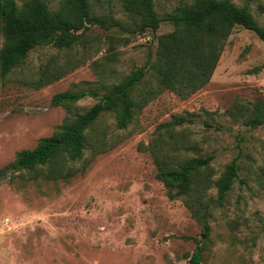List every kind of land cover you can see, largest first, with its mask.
<instances>
[{
    "label": "rangeland",
    "instance_id": "374dc122",
    "mask_svg": "<svg viewBox=\"0 0 264 264\" xmlns=\"http://www.w3.org/2000/svg\"><path fill=\"white\" fill-rule=\"evenodd\" d=\"M42 1L52 11L62 8V0ZM192 1L154 5L164 19ZM232 2L249 5L264 27V0ZM89 3L99 23L90 26L85 44L37 46L0 84V169L153 62L158 37L174 30L163 20L157 31H142L141 17L123 0ZM4 44L0 35V48ZM68 63L66 75L34 87L47 67ZM156 84L148 73L133 91L135 99L145 90L152 98L126 128L118 127L116 112H107L87 130L83 157L64 162L72 177H52L45 166L37 178L24 170L0 179V264H193L197 252L200 264H264V123L247 125L264 116V41L237 26L204 88L157 95ZM78 90L89 95L71 105L70 114L52 105L55 95ZM174 118L184 122L163 126ZM158 155L172 169L193 158L214 159L199 171L203 182L173 199L157 177ZM235 159L238 178L219 201L217 181Z\"/></svg>",
    "mask_w": 264,
    "mask_h": 264
},
{
    "label": "trees",
    "instance_id": "16d2710c",
    "mask_svg": "<svg viewBox=\"0 0 264 264\" xmlns=\"http://www.w3.org/2000/svg\"><path fill=\"white\" fill-rule=\"evenodd\" d=\"M123 3L127 11L141 17L142 31H157L163 20L173 23L172 32L158 37L155 60L151 62L149 59L146 66L111 87L85 113L66 117L58 131L40 138L36 147L17 152L15 160L0 169V179L24 170L37 178L39 170L45 166L52 170V177H72L73 172H64V162L67 158L75 161L83 157L86 132L102 114L116 112L117 125L124 129L132 122L135 112L150 101L152 92L147 90L142 98L135 99L132 95L148 73L156 78L157 90L154 92L157 95L169 90L187 96L210 82L225 42L235 27L252 31L264 41V27L254 18L247 4L239 7L232 0H194L182 3L174 13L162 19L155 9L154 0H123ZM97 23L99 20L94 17L89 0H62L59 11L50 10L42 0H28L22 7L16 0H0V35L5 38V44L0 48V84L35 47L51 45L58 50H70L85 44L90 26ZM70 64L55 69L47 67L34 87L42 88L60 79L68 73ZM87 95L84 90L59 93L53 97L52 105L64 106L70 114L71 105ZM90 95L95 96L94 93ZM183 122V119L174 118L173 122L163 126L171 127ZM263 123L264 116L259 113L248 120L247 125L256 128ZM213 159V155L193 158L172 169L167 160L158 155L157 177L166 185L171 198H182L192 192L195 184L203 182L198 178L199 171ZM238 173L239 165L235 159L217 181L219 201L225 199ZM201 257V252L195 253L192 263L200 264Z\"/></svg>",
    "mask_w": 264,
    "mask_h": 264
}]
</instances>
